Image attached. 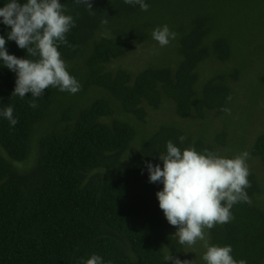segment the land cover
<instances>
[{
	"label": "trees",
	"instance_id": "trees-1",
	"mask_svg": "<svg viewBox=\"0 0 264 264\" xmlns=\"http://www.w3.org/2000/svg\"><path fill=\"white\" fill-rule=\"evenodd\" d=\"M61 2L75 27L58 51L80 90L21 98L15 73L0 67V109L13 107L18 120L0 118V264H77L93 253L108 264H205L204 248L191 256L173 236L156 197L163 186L149 182L145 162L162 166L169 140L221 155L233 142L225 156L239 154L234 123L264 100V0H146L147 11L124 0H90L93 11ZM165 24L177 35L161 47L151 33ZM139 45L157 51L145 66ZM6 47L36 59L14 41ZM132 54L138 62L114 66ZM245 88L254 102L236 104ZM166 109L180 120L157 126L150 112ZM251 154L264 169V131ZM249 163L251 203L204 230L237 261L264 264V179Z\"/></svg>",
	"mask_w": 264,
	"mask_h": 264
},
{
	"label": "clouds",
	"instance_id": "clouds-1",
	"mask_svg": "<svg viewBox=\"0 0 264 264\" xmlns=\"http://www.w3.org/2000/svg\"><path fill=\"white\" fill-rule=\"evenodd\" d=\"M0 3L3 4L0 6V25L10 28L6 35H0V67H7L16 75L12 95L25 98L26 93H31L32 98H37L50 86L61 92L77 93L81 85L69 73L58 51L61 44H68L67 33L75 27L74 17L68 14L61 0H0ZM74 3L84 4L93 11L90 0H74ZM124 3L139 5L142 11L149 8L146 0H124ZM151 35L164 47L177 34L165 24L153 29ZM8 41H14L36 59L10 54L6 47ZM29 106L36 108L37 104L33 102ZM13 113L11 106L0 109V118L15 126L18 120ZM179 139L182 143L184 138ZM249 155L242 151L234 157H227L210 150L198 151L191 145L181 148L169 140L166 151L159 154L162 166L145 162L149 182L163 186L156 192V197L167 222L176 227L173 236L181 245L192 246L202 241L205 264H246V261H237L233 257L231 245L210 244L204 229L229 222L233 218V205L251 203L246 192L250 186ZM170 259L171 256L166 257L165 262ZM77 264L108 262L93 253L88 258H79ZM175 264L189 262L177 259Z\"/></svg>",
	"mask_w": 264,
	"mask_h": 264
},
{
	"label": "rangeland",
	"instance_id": "rangeland-1",
	"mask_svg": "<svg viewBox=\"0 0 264 264\" xmlns=\"http://www.w3.org/2000/svg\"><path fill=\"white\" fill-rule=\"evenodd\" d=\"M137 50H138L137 52H140V56L142 57V63L144 66H145V62H143V59L145 61L150 60L151 58H154L155 54L157 53L155 47L151 46V45H148V46L139 45ZM137 57L138 56H136V54H134V55L132 54L130 57H128L125 60L123 59V60L117 61L114 66H118V65L124 64V63L130 65L128 62H132L131 60H136L138 62L139 59ZM255 94L259 97V89H255ZM253 97H254V89H246L245 88L239 92V97L236 100V104L241 103L242 99H245L246 101H249L252 103V102H254L251 100V98H253ZM260 99H262V101L259 102L258 106H256L254 104V106H255L254 109L247 111V113L243 116V118H242V116H240L242 119H240V120L238 119L239 121L235 122L234 124L236 127L235 131L240 136V143H239L238 148H237L238 152L241 153L242 151H247L250 154L249 158H248V161L250 162L249 165L252 166L253 168H254V166H256L255 170L258 172V175L262 179H264V169L261 167V165L259 163H257V159L253 158V155L251 154L252 145L254 144L256 137L264 131V100L262 97ZM149 117H151V120L159 122V123H157V126L160 123H162L163 121H167V120L172 121L174 119L180 120V118L174 112H170L169 109H166L164 111H158V112L151 111L149 114ZM181 122L183 123V125H185L184 120H182ZM214 122H215V123H213L214 125L223 124L217 119ZM230 122L233 124L234 120L233 121L231 120ZM228 125L230 126L229 122H228ZM214 129H215V127H214ZM243 137L246 138L244 143L241 142ZM235 145L236 144L231 142L228 145V147L224 150L222 155L225 156L226 154L233 152L232 149H236ZM204 231L206 234L208 233V230H204ZM196 246L202 250L203 249V242L202 243L198 242V245H196V244L192 245V246L188 245V251H189V254L191 256H194L195 252L199 251L196 249ZM192 262H195L193 264H197L196 260H193Z\"/></svg>",
	"mask_w": 264,
	"mask_h": 264
}]
</instances>
